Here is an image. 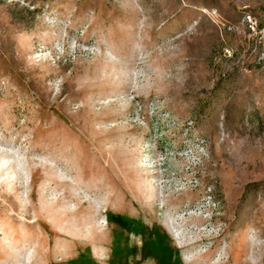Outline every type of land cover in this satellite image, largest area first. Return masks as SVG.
<instances>
[{"label":"rangeland","instance_id":"rangeland-1","mask_svg":"<svg viewBox=\"0 0 264 264\" xmlns=\"http://www.w3.org/2000/svg\"><path fill=\"white\" fill-rule=\"evenodd\" d=\"M72 260L264 264V0H0V264Z\"/></svg>","mask_w":264,"mask_h":264},{"label":"trees","instance_id":"trees-1","mask_svg":"<svg viewBox=\"0 0 264 264\" xmlns=\"http://www.w3.org/2000/svg\"><path fill=\"white\" fill-rule=\"evenodd\" d=\"M107 219H108L109 222L114 223L117 226H119V227H121L123 229H127L129 231H133L134 228H135V225H136V220L135 219L129 218V217L125 216L122 213L109 212L107 214ZM158 240H160L162 242L164 247L171 248L172 250L176 251L180 255V250L174 248L171 245L170 237L165 232L158 231ZM112 252H113V254L115 253V255L117 254V250H116L115 246H113ZM86 256L90 257V259H91V255L90 254L87 255L86 252H81L80 253V257L81 258L82 257H86ZM114 258H116V256ZM71 263L73 264L74 261L72 260Z\"/></svg>","mask_w":264,"mask_h":264},{"label":"bare ground","instance_id":"bare-ground-1","mask_svg":"<svg viewBox=\"0 0 264 264\" xmlns=\"http://www.w3.org/2000/svg\"><path fill=\"white\" fill-rule=\"evenodd\" d=\"M186 221V220H185ZM203 221V220H202ZM187 222V221H186ZM176 224H178V223H176ZM184 225H186V223L184 224ZM191 225H195L194 223H192ZM182 227V226H181ZM195 227V226H194ZM173 229H177V226L174 224L173 225V227H172ZM184 229V228H183ZM186 231H188L190 234H191V238L193 239L194 238V236H196V232H195V230L193 229V227L192 226H190L188 229L186 228L185 229Z\"/></svg>","mask_w":264,"mask_h":264}]
</instances>
